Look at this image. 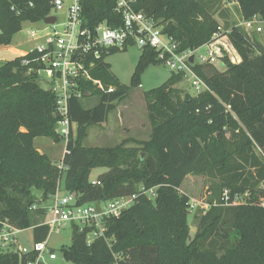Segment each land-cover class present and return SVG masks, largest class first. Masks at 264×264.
Wrapping results in <instances>:
<instances>
[{
  "label": "trees",
  "instance_id": "1",
  "mask_svg": "<svg viewBox=\"0 0 264 264\" xmlns=\"http://www.w3.org/2000/svg\"><path fill=\"white\" fill-rule=\"evenodd\" d=\"M244 21L261 17L264 0H236ZM54 0H0V48L12 44L25 23L43 22ZM116 0H85L83 16L88 27L107 23L123 24L115 13ZM143 12L173 37L181 52L210 43L220 24L198 0H138ZM242 62L228 59L224 66L196 65L195 73L208 90L192 97L177 85L184 74L172 73L160 88L145 93L152 126L147 142L126 141L114 149L84 146L89 128L102 125L133 88L142 84V73L153 64H162L158 54L143 49L131 85L126 86L112 72L104 56L96 62L92 77L101 81L103 92L92 83L83 91L98 97L99 103L86 108L83 99L70 101V118L76 126L63 163V187L76 193L80 204L100 203L138 194L139 188L157 189V198L140 196L120 218L107 222V236L87 244V232L73 229L70 247L61 252L70 264H264V207L259 190L264 181V160L254 144L264 147V46L244 28L229 33ZM127 51V50H126ZM36 54H27L0 63V234L8 223L20 231H33V242L42 243L49 227L38 222L47 211L39 208L33 189L45 197L58 188L59 172L48 155L35 146L38 138L62 142L58 134L56 98L38 75ZM31 61L25 65V61ZM128 142L141 148L127 149ZM142 153L145 154L143 157ZM107 168L94 185L91 174ZM189 176L210 180L211 208L204 214L191 241L190 196L181 193ZM224 190L231 201L249 194L246 204L221 205ZM34 206L38 209L34 210ZM33 257L20 258L10 250L0 254V264H26Z\"/></svg>",
  "mask_w": 264,
  "mask_h": 264
},
{
  "label": "built area",
  "instance_id": "2",
  "mask_svg": "<svg viewBox=\"0 0 264 264\" xmlns=\"http://www.w3.org/2000/svg\"><path fill=\"white\" fill-rule=\"evenodd\" d=\"M84 1L54 0L52 11L47 18L55 17L56 22L53 25L41 22L44 24L41 31L31 30L28 33L37 43L36 47L28 54L37 55L33 62L40 64L38 75L56 98L57 129L58 134L65 142V153L72 134L75 135L77 131L70 118V101L90 95L89 92L83 91V84L92 83L107 93L115 91L113 87L106 90L101 81L92 77V70L96 67V62L111 52H124L133 45L142 49H153L158 54V60L171 73L184 74V80L191 84L197 95L207 91L208 87L195 73L194 66L208 64L221 67L224 66L225 59L233 64L242 62L230 41L231 30L225 31L221 26L210 43L196 50L181 52L178 42L165 34L163 27L143 12L136 11L135 5L138 0H116L115 13L123 21V24L116 28L107 23H101L93 28L88 27L83 16ZM235 4L238 5L236 0L229 2V5ZM255 24H257L256 18L244 21L239 27H245L248 31H252ZM256 31L260 33L262 29L258 27ZM191 58H193V62H190ZM30 63L31 61L28 60L24 62L25 65ZM258 153L264 160V147L258 145ZM62 160L57 164L61 174L67 170ZM92 183L100 185L99 182ZM258 189L264 191V181ZM140 196L155 200L157 189H146L141 186L138 194L135 195L100 203L80 204L79 196L66 191L60 184L56 192L50 196L51 206L46 209L47 219L43 224L49 227L47 240L35 243L32 250L21 248L17 246V237L21 231L4 223L0 234V246L12 251L20 258L33 257V259H28L26 264H47V260L58 259L49 245L50 236L54 233L58 234L70 225L73 229L77 227L80 233L87 232L88 245L98 239H103L112 248L114 238L107 236V222L114 218H120L125 211L135 205ZM248 199L249 194H245L236 196L231 201L229 190H224L221 205L238 206L246 204ZM260 204L264 207V198L261 199ZM198 206H201L206 212L211 208L209 203L200 204L191 199L189 211ZM33 209L37 210L38 207L34 206ZM206 212L204 213L206 214Z\"/></svg>",
  "mask_w": 264,
  "mask_h": 264
},
{
  "label": "rangeland",
  "instance_id": "3",
  "mask_svg": "<svg viewBox=\"0 0 264 264\" xmlns=\"http://www.w3.org/2000/svg\"><path fill=\"white\" fill-rule=\"evenodd\" d=\"M206 10L214 16V18L219 22L223 30L228 31L233 29L240 24H243V17L241 15L239 4L229 5L231 0H198ZM43 23L29 24L25 23L23 25L22 31L17 34L12 44L8 47L0 48V63L10 61L11 59L18 58L27 55L32 49L36 47V41H34L28 34L31 30L41 31L43 28ZM260 27L262 33H258L256 29ZM245 31L252 37L260 41L264 46V20L260 17L257 19V24L254 25L252 31H248L245 27H242ZM143 49L139 46L133 45L124 52H118L112 54L106 58V62L111 66L114 75L121 81L122 84L126 86L131 85L132 77L135 73L136 67L138 65L140 56L142 55ZM203 53V52H202ZM172 73L163 64H153L150 65L141 75L140 82L141 86L139 88H133L130 92L129 97L121 102L119 105L122 108L128 109L126 112L130 118L136 116L135 118L144 119V122H148L149 130L140 129L138 133L129 134L131 131L123 128L116 127L115 122L118 121V111L111 113L108 125L114 127V134H109L104 139V130L97 129L98 126H92L89 128L88 137L84 141V146L89 149L101 148V149H114L121 146L124 142L134 140L137 142H147L151 138L152 126L149 117L147 102L145 99V93L155 90L163 86L170 79ZM177 88L182 91V97L190 94L192 97L197 96V93L191 86L189 82L183 80L177 85ZM90 98V99H89ZM88 99V100H86ZM83 100L86 108H92L96 106L100 99L98 97H88ZM116 118V121H115ZM134 121V120H133ZM140 123V122H139ZM142 123V122H141ZM145 127L146 124H145ZM77 129V128H76ZM135 134V135H134ZM99 140H101L100 143ZM36 148L42 152L49 155V158L57 168V164L62 160L65 153V142L56 143L48 138H38L36 139ZM127 149L141 148V146L135 142H128L125 145ZM254 151L258 155V144H254ZM145 157V154L142 153ZM59 172L58 186L61 184L63 186L64 176ZM108 172L107 168L95 169L90 177L91 182L98 180L99 176ZM212 183L209 179L201 176H189L184 182L181 193L187 194L196 203L207 204L209 199L213 194L210 190ZM64 192V190H63ZM33 195L36 197V204L39 208L47 209L51 206L50 197H45L42 191L33 189ZM205 210L201 206L196 207L192 211H189V226H190V236L191 241L194 239L199 221L201 217L205 214ZM36 217L38 222H44L47 219V213L45 219ZM33 231L25 230L18 234L17 241L21 248H26L29 250L33 249ZM73 238V227L68 225L66 228L62 229L58 234L54 233L50 236L49 245L54 250L57 255V260L49 261L47 264H70L68 263L61 252L63 247H70ZM7 250L0 246V254L5 253Z\"/></svg>",
  "mask_w": 264,
  "mask_h": 264
},
{
  "label": "crops",
  "instance_id": "4",
  "mask_svg": "<svg viewBox=\"0 0 264 264\" xmlns=\"http://www.w3.org/2000/svg\"><path fill=\"white\" fill-rule=\"evenodd\" d=\"M260 17H256V20L257 19H259ZM244 21V20H243ZM263 31H261L260 33H262ZM20 56H22V55H20ZM14 59H16V58H14ZM14 59H11V60H14ZM88 97H92L91 96V94L90 95H88V96H86V98H88ZM85 98V99H86ZM90 99V98H89ZM84 100V99H83ZM86 100H88V99H86ZM95 107V106H94ZM93 108V107H92ZM119 110V111H118ZM115 111H118V115H117V117H118V121H116V118H115V125H116V127H123V128H125L126 129V132H127V130H130L131 132L129 133V134H133V133H138V131L140 130V129H142V130H149V124L147 125V121L146 122H144V119H142L143 121H141L140 119H138V118H135L136 116H132V118H130L129 117V115L126 113L127 111H128V109H126V108H122L119 104H118V106H117V108H116V110H114L113 112H115ZM126 111V112H125ZM113 112H111V113H113ZM111 113L109 114V116H108V118H107V121L105 122V123H103L102 125H97L98 127H97V129H102V130H104V139L106 138V136L107 135H109V134H114V127H112V126H110V125H108V123H109V120H110V115H111ZM134 120V121H133ZM140 122V123H139ZM142 122V123H141ZM145 124H146V126L147 127H145ZM135 135V134H134ZM36 142V141H35ZM101 142V140H99V142L98 143H100ZM35 146H36V144H35ZM41 153H43V154H46V153H44V152H42L41 150H39ZM47 155V154H46ZM49 156V155H48ZM93 182H98V180H96V181H93Z\"/></svg>",
  "mask_w": 264,
  "mask_h": 264
},
{
  "label": "water",
  "instance_id": "5",
  "mask_svg": "<svg viewBox=\"0 0 264 264\" xmlns=\"http://www.w3.org/2000/svg\"><path fill=\"white\" fill-rule=\"evenodd\" d=\"M43 22L45 24H47V25H53L56 22V18L55 17L46 18ZM190 62H193V58H191V61ZM191 99H192V96L190 94H187L186 95L187 102H190Z\"/></svg>",
  "mask_w": 264,
  "mask_h": 264
}]
</instances>
